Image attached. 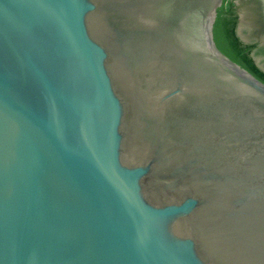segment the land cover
<instances>
[{
  "label": "water",
  "instance_id": "1",
  "mask_svg": "<svg viewBox=\"0 0 264 264\" xmlns=\"http://www.w3.org/2000/svg\"><path fill=\"white\" fill-rule=\"evenodd\" d=\"M225 0H0V264H264V83Z\"/></svg>",
  "mask_w": 264,
  "mask_h": 264
},
{
  "label": "trees",
  "instance_id": "2",
  "mask_svg": "<svg viewBox=\"0 0 264 264\" xmlns=\"http://www.w3.org/2000/svg\"><path fill=\"white\" fill-rule=\"evenodd\" d=\"M238 8L232 0H225L218 9L214 26V38L218 48L264 83V71L252 56L255 45L244 44L237 35Z\"/></svg>",
  "mask_w": 264,
  "mask_h": 264
},
{
  "label": "flooded vegetation",
  "instance_id": "3",
  "mask_svg": "<svg viewBox=\"0 0 264 264\" xmlns=\"http://www.w3.org/2000/svg\"><path fill=\"white\" fill-rule=\"evenodd\" d=\"M232 2L238 8L237 35L244 44L255 45L252 56L258 67L264 71L256 58V53L264 52V0H232ZM241 34L252 35L256 40L245 41Z\"/></svg>",
  "mask_w": 264,
  "mask_h": 264
},
{
  "label": "rangeland",
  "instance_id": "4",
  "mask_svg": "<svg viewBox=\"0 0 264 264\" xmlns=\"http://www.w3.org/2000/svg\"><path fill=\"white\" fill-rule=\"evenodd\" d=\"M241 37L245 40V41H255L256 38L251 36H245L241 34ZM256 58L259 61L260 66L264 69V52L262 53H256Z\"/></svg>",
  "mask_w": 264,
  "mask_h": 264
}]
</instances>
